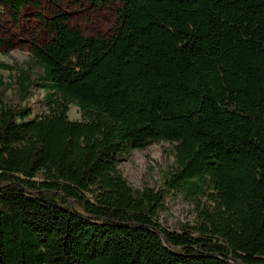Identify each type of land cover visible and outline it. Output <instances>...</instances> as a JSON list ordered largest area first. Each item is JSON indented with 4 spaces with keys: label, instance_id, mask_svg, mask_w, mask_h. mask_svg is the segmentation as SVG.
<instances>
[{
    "label": "trees",
    "instance_id": "16d2710c",
    "mask_svg": "<svg viewBox=\"0 0 264 264\" xmlns=\"http://www.w3.org/2000/svg\"><path fill=\"white\" fill-rule=\"evenodd\" d=\"M65 1L38 14L42 72L15 80L44 112L0 100V264H264V0H116L109 36L71 26ZM159 142L163 189H134L119 165ZM174 190L194 203L179 231L158 221Z\"/></svg>",
    "mask_w": 264,
    "mask_h": 264
},
{
    "label": "rangeland",
    "instance_id": "374dc122",
    "mask_svg": "<svg viewBox=\"0 0 264 264\" xmlns=\"http://www.w3.org/2000/svg\"><path fill=\"white\" fill-rule=\"evenodd\" d=\"M36 1L39 8L32 4ZM63 9L69 16L71 26L78 28L86 36H109L116 26V0L99 7L89 4L78 6L66 0ZM54 12L48 0H32L22 8L18 23L12 22L7 10L2 9L0 15V41L5 42L0 48V63L16 69H0V100L11 106L28 105L31 117L44 112V92L34 89L30 97L21 102L15 80L19 69H29L34 75L42 72L40 66L32 60L29 46L34 39L42 44L49 38L50 34L43 21L49 19ZM38 14L42 15L43 21L39 20ZM68 118L72 121L81 119L79 110L73 105L69 106ZM173 161L172 145L159 142L141 150H133L119 165V170L134 189L160 190L164 187L165 174L173 166ZM158 221L170 231H179L186 224L194 225V203L180 191L168 192L163 208L159 210Z\"/></svg>",
    "mask_w": 264,
    "mask_h": 264
}]
</instances>
